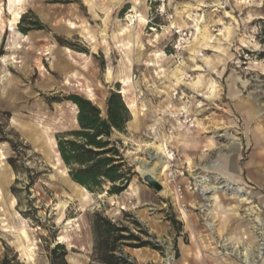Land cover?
<instances>
[{
  "label": "rangeland",
  "instance_id": "rangeland-1",
  "mask_svg": "<svg viewBox=\"0 0 264 264\" xmlns=\"http://www.w3.org/2000/svg\"><path fill=\"white\" fill-rule=\"evenodd\" d=\"M112 91L149 117L144 131L114 133L135 171L131 187L148 186L137 172L141 161L152 160L147 144L168 142L174 167L185 173L179 182L205 175L210 185L221 187L217 196H224L230 208L237 196L224 187L221 163L235 156L240 182L229 176L245 196L252 193L251 202L235 206H241L238 211L255 234V244L244 241L254 244L250 251L257 257L259 236L264 240V184L251 172L256 177L264 172V0H24L16 6L0 0V260L7 253L9 258L16 254L20 264H50L51 249L63 243L70 264H91V216L98 210L133 227L123 213L129 212L156 236L164 252L155 250L156 262L145 264H166L167 259L180 264L184 245H190L187 261L195 253L203 262L212 256L241 260L232 245L245 247L212 231L218 224H208L210 217L220 219V213L212 217L208 212L216 200L208 199L210 193L202 197L199 190L188 191L183 211L167 183L168 171L162 177L168 189L152 188L158 203L140 206L141 213L129 207L131 190L122 196L91 193L86 204L79 197L68 199L64 218H77L72 227L59 221L57 204L72 191L61 172L68 168L55 166L48 136L57 141L59 133L78 128L77 107L67 96H84L106 115ZM251 103L257 113L247 123L242 110ZM256 145L261 153L254 157ZM212 161L218 166L205 169ZM215 176L219 181L212 180ZM257 217L263 221L262 235L253 227ZM63 235L68 239L60 242ZM132 250L126 248L141 264Z\"/></svg>",
  "mask_w": 264,
  "mask_h": 264
},
{
  "label": "trees",
  "instance_id": "trees-1",
  "mask_svg": "<svg viewBox=\"0 0 264 264\" xmlns=\"http://www.w3.org/2000/svg\"><path fill=\"white\" fill-rule=\"evenodd\" d=\"M77 107L78 128L57 135V149L72 181L85 187L90 193L120 195L129 187L135 174L123 153L122 140L114 138L115 132L126 133L132 118L131 110L120 91H112L107 99L106 115L92 100L79 94L65 98ZM13 147L12 142H10ZM9 164L16 173L19 166L10 156ZM13 192L17 188L12 187ZM131 224L114 220L102 211L91 216L94 238L91 264H137L126 248H151L163 254V246L156 236L131 213ZM172 223L176 221L171 219ZM68 250L63 243H56L50 252V264H70ZM178 257V251H177ZM0 264H20L16 254L6 253Z\"/></svg>",
  "mask_w": 264,
  "mask_h": 264
},
{
  "label": "crops",
  "instance_id": "crops-1",
  "mask_svg": "<svg viewBox=\"0 0 264 264\" xmlns=\"http://www.w3.org/2000/svg\"><path fill=\"white\" fill-rule=\"evenodd\" d=\"M128 106L131 110L132 118L127 124V131H129L131 133L132 131H138V130L144 131L145 129L149 128L150 125H149L148 115L144 114V112H142V111L140 112L138 110V107L134 104H128ZM252 107H255L256 110L254 111V114L251 112L252 114L250 113L251 114L250 117L248 116L249 117L248 122H249L250 119H252L255 116V114L257 113V106L255 105V103H251L249 107H245L242 110V115L244 117L245 122H247L246 121V117H247L246 115H248L249 110H251ZM184 136H185V134L181 137H184ZM166 139L167 138H165L163 140H166ZM253 152L255 154L254 157H256L257 153L258 154L261 153V146L256 145L255 150H253ZM263 153H264V151H263ZM262 157L264 159V156H262ZM190 161L191 162L189 163V165L193 167L192 160L190 159ZM221 168H223V170L227 174L232 175L236 180H238L240 173H239L238 165L235 162V156H232L231 158H229L225 162L221 163ZM247 168H249V170H250V168H252V165L251 166L249 165V167H247ZM262 168L264 170V166ZM249 173H250V171H249ZM251 175L254 177V179H255V181H257V183L264 184V172L262 175H260L258 173V177H256L257 174L254 172H251ZM162 181H163V179H162ZM131 186L132 185L130 184L129 187L127 188V190L121 194V196H122V195L128 193L130 190L132 191L133 200L130 203L131 205H129L131 210L135 211L136 209H139L140 206L142 207V206H146V205H157L158 200H159V196L156 194V192L152 188L143 185V186H141V188L138 187V189H137V188L131 187ZM167 192H169V190ZM223 197L224 196L219 195L218 200L221 203V206L217 207V210L213 214V217L215 216V214L220 213L219 214L220 219L217 220L218 225H217L216 230H212V231H214V232L218 231V232L224 233L223 236H225L228 240L231 241V239H234L233 242H238L239 244H241L243 247H245V249H244L245 251L241 250L239 248V246H237L235 244H233L232 247L237 246V248H239V251L240 252L242 251L241 253H242L243 257L245 258V260H246V257H249L250 260L252 262H254L250 249L252 247H254L255 240H256V238L254 236L255 234L251 230L250 225L246 222V219L243 218L242 214L238 211L241 209V206H235L236 205V203H235V205L233 207L230 206V208H228L226 206V204L223 202ZM141 210L142 209H139L136 211H140V213H141ZM142 214H143V212H142ZM214 219H215V217H214ZM244 239H247V240L249 239V242L254 243V244L252 246L247 245V243L244 241ZM188 246H190V245H184V251L185 252H183L181 257L177 259V261H179L180 264H243L240 259H236V258H233L230 256H228V257L223 256L222 258H220L218 260H215L212 256L211 258H206V262H203V260H201L202 257L198 253H195L193 258L190 259V261H187L188 260L187 259V252L189 250ZM193 249H195V248H193ZM155 252L156 251L153 249L144 247V248L133 249L131 253L138 259V261L141 264H145V263H152V261L156 262V260H154L156 257V255L154 254ZM246 253H247V255H246ZM258 264H264V256L263 257L261 256V258L258 261Z\"/></svg>",
  "mask_w": 264,
  "mask_h": 264
},
{
  "label": "bare ground",
  "instance_id": "bare-ground-1",
  "mask_svg": "<svg viewBox=\"0 0 264 264\" xmlns=\"http://www.w3.org/2000/svg\"><path fill=\"white\" fill-rule=\"evenodd\" d=\"M24 0H11L12 2V5L13 6H16V5H22ZM136 17H139L140 20H144V18L142 16H140L139 14L136 15ZM189 17V16H188ZM134 18V17H132ZM131 18V21L133 22V19ZM198 26V25H197ZM197 28V27H196ZM198 31L202 30L200 27L197 28ZM205 39H208V36H204ZM200 45V43H199ZM194 50V49H193ZM181 70V69H180ZM184 71V70H183ZM180 73V72H179ZM181 76H178L176 77V80H177V83L181 82L182 81V78L184 77V72H182L180 74ZM176 83V84H177ZM190 85V84H189ZM192 86H195V83H192L191 84ZM199 85V84H198ZM261 111H264V106L261 107ZM249 112H252V109L249 110ZM254 112V111H253ZM252 112V113H253ZM249 115V114H248ZM250 116V115H249ZM206 117H203L202 120H205ZM197 120H200V118H197ZM248 121V120H246ZM183 123V122H182ZM181 124V122H180ZM195 124H191V126H194ZM183 128V127H182ZM47 132V131H46ZM48 133V132H47ZM39 140V139H38ZM48 143H49V151L50 152H54V155H55V158H56V163H55V166L56 165H63V160L61 159L60 157V154H59V151L58 150H55L56 147H57V141L56 139L49 134L48 136ZM147 146L149 148L152 149L153 151V155L151 156L152 160L151 161H148L147 163L146 162H143L141 161L140 162V167L143 169V171L147 172L148 174H151L153 176H155V178L157 180H159L161 182V184L164 186V190L166 191L169 187L168 184L164 181H162V177L163 175L169 170L170 168V163H171V160H174L175 157H174V153L171 152V150L169 149V146H168V142L165 143H155V142H152V143H148ZM54 150V151H53ZM218 166V163L217 161H212L210 164L208 165H205L204 168L205 169H211L213 167H217ZM206 171V172H209V171ZM212 170V169H211ZM61 172H63V174L65 175L66 177V180L65 182L68 184V186L71 188V195L70 197H68L66 200H61L60 202H58L57 204V208L59 209V221L60 222H64L65 223V228H70L73 226V223L75 221H77V218H69V219H66L64 218V210L66 209V207L68 206L69 204V200L68 199H71V198H74V197H79L80 200L82 201V203L86 204L87 202L91 201V193L83 186H80L79 184L75 183L74 181H72L67 173L66 170H62ZM210 173V172H209ZM200 174V175H199ZM199 182V185H200V194L202 197H205L207 194H211L210 195V198L208 197L209 200H216V205L215 207L220 204H217V200H218V196H217V190L221 187L217 186V187H214L212 184L210 185L209 183V179L204 177L205 175H201V173H196V174H192ZM230 174H227V173H224L221 177V179H223V182L225 183L224 187L227 186L228 188H233L234 192H236V196L237 197H233V199L236 201V203H238L239 205H244L245 202H251V200L247 201V199H249L252 195V193L250 192L248 194V196H245L243 193H241L240 189H242L240 187V183H236L235 180L232 179V177L229 176ZM208 176V174H207ZM211 178V177H210ZM215 178V179H214ZM212 180L213 181H219V179L215 176V177H212ZM222 182V183H223ZM205 183H208L207 185ZM221 183V185H222ZM208 186L207 189H205V185ZM217 189V190H216ZM105 195L104 194H101V196ZM213 205V204H212ZM211 204L208 206V212L210 213V215L213 217V214L215 213V207H210ZM221 206V205H220ZM204 211V209H203ZM251 209L248 208V212L251 213ZM255 213V210L252 214H248V215H254ZM217 220L213 219L210 217V221L208 222V224L213 227V226H216L217 223H216ZM255 222L257 223V225H263V221L261 219V217H257V220L255 219ZM78 226V225H77ZM253 227H257L256 225L253 224ZM77 230V229H76ZM68 239V237L66 235H63L60 237V242H64ZM234 250L236 251V253L238 255H241L242 251H238L239 249L237 248V246H233ZM238 249V250H237ZM262 247L261 245L258 246V251H259V254H260V257L263 256V252H262ZM245 251V250H244ZM249 252V251H248ZM247 255V253H246ZM245 256V255H244ZM245 260V258H244ZM245 262L247 264H255L253 263L249 257H246V260ZM166 264H171L170 260L167 259L166 260Z\"/></svg>",
  "mask_w": 264,
  "mask_h": 264
},
{
  "label": "built area",
  "instance_id": "built-area-1",
  "mask_svg": "<svg viewBox=\"0 0 264 264\" xmlns=\"http://www.w3.org/2000/svg\"><path fill=\"white\" fill-rule=\"evenodd\" d=\"M162 7L165 8V3L162 4ZM135 21V20H134ZM170 168L168 170V184H172L174 186V191L175 194L177 196L178 201L181 204V209L183 211H187L188 210V206L187 203L184 201L185 200V193H187L188 191H196L199 190L200 191V185L198 180L194 177L195 181H188V183H184L182 184L181 182H179V178L183 177L185 175L184 171H179L174 167V160H171L170 163ZM199 186V187H197ZM262 226V225H260ZM259 225L257 226V232L259 234H263V231L261 230V227ZM259 245H261L262 247V252L264 254V240L263 237L259 236ZM257 255V257L253 256V261L255 264L258 263V260L261 258L259 251L257 250V254H255V256ZM239 258H241L242 263L243 264H247L243 258V255H237Z\"/></svg>",
  "mask_w": 264,
  "mask_h": 264
},
{
  "label": "water",
  "instance_id": "water-1",
  "mask_svg": "<svg viewBox=\"0 0 264 264\" xmlns=\"http://www.w3.org/2000/svg\"><path fill=\"white\" fill-rule=\"evenodd\" d=\"M137 172L141 175L143 181L155 191L161 192L164 189V186L155 178V176L143 171L141 167H137Z\"/></svg>",
  "mask_w": 264,
  "mask_h": 264
}]
</instances>
